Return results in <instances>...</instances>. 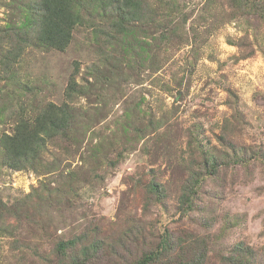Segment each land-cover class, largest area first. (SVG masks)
<instances>
[{"label": "rangeland", "instance_id": "rangeland-1", "mask_svg": "<svg viewBox=\"0 0 264 264\" xmlns=\"http://www.w3.org/2000/svg\"><path fill=\"white\" fill-rule=\"evenodd\" d=\"M231 2L149 0L155 19L126 40L84 13L64 51L5 60L26 1L0 0V137L65 102L70 80L85 116L23 170L0 147V203L15 215L0 218V264H68L57 244L92 235L109 252L92 264H132L166 236L172 257L200 249L220 264L241 243L264 264V0Z\"/></svg>", "mask_w": 264, "mask_h": 264}, {"label": "trees", "instance_id": "trees-1", "mask_svg": "<svg viewBox=\"0 0 264 264\" xmlns=\"http://www.w3.org/2000/svg\"><path fill=\"white\" fill-rule=\"evenodd\" d=\"M24 17L19 26L8 31L5 60L15 58L22 46H48L51 49L64 51L70 44L74 29L83 23V14L95 13L102 16L107 24L109 37L114 39L121 35L124 40L135 37L138 25L154 20V11L150 12L149 0H25ZM248 0H232V10L246 7ZM235 13V12H232ZM166 30V29H164ZM6 32V31H3ZM12 33V34H11ZM166 37V36H165ZM79 92L76 81L70 80L65 91V102L60 105L47 103L34 116L21 117L10 134L0 137L4 164L12 170L20 171L39 158L40 152L47 142L58 137L69 140V135L83 124L85 116L70 104L72 96ZM99 150V148H96ZM210 162L211 158L205 159ZM197 183L189 180L182 188L180 207L191 208L192 188ZM161 186L150 184L149 190L159 198ZM184 209V211L186 210ZM14 217L12 207L0 203V218ZM180 248L179 241L174 243L167 236L156 250L145 253L132 264H171L180 260L182 264H206L207 252L200 249L188 253L172 252ZM57 252L69 253L68 264H92L106 257L103 243L92 235L77 236L57 244ZM62 255V256H63ZM255 253L247 246L239 243L227 255L221 257L220 264H255Z\"/></svg>", "mask_w": 264, "mask_h": 264}]
</instances>
